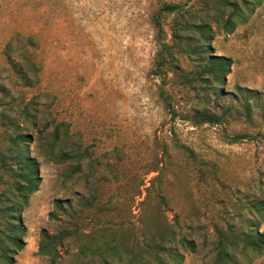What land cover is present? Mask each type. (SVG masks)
Instances as JSON below:
<instances>
[{
    "label": "rangeland",
    "instance_id": "obj_1",
    "mask_svg": "<svg viewBox=\"0 0 264 264\" xmlns=\"http://www.w3.org/2000/svg\"><path fill=\"white\" fill-rule=\"evenodd\" d=\"M162 1L180 4L184 20L215 32L210 54L231 61L216 91L199 79L202 67L187 52L177 54L168 78L154 74L153 19ZM221 1L0 0L1 68L11 36L37 35L39 84L26 89L6 73L7 85L39 112L37 129L27 126V133L48 135L65 122L69 150L86 152L66 179L76 160L56 164L39 143L29 144L40 186L20 218L25 247L15 264H141L156 255L166 264H264V250L239 251L223 263L216 247L217 230L238 232L254 221L264 233L253 209L264 203V0H228L244 12L231 34L222 26L234 7ZM162 17L171 43L179 15ZM183 74L195 81L181 84ZM202 111L228 114L196 125ZM57 200L71 203L68 213ZM68 225L73 234L57 260L39 254L42 231Z\"/></svg>",
    "mask_w": 264,
    "mask_h": 264
},
{
    "label": "trees",
    "instance_id": "obj_2",
    "mask_svg": "<svg viewBox=\"0 0 264 264\" xmlns=\"http://www.w3.org/2000/svg\"><path fill=\"white\" fill-rule=\"evenodd\" d=\"M221 2L224 6L231 5L228 0ZM242 2L247 6L248 0H242ZM233 7V12L222 26L227 34L233 33L237 24L244 19V12L240 13L241 9L237 5ZM181 9L180 4L162 1L161 8L153 19L159 45L154 74L163 80L168 78L169 72H175L178 69L175 66L177 54L187 52L189 58L196 61L199 68L202 67L198 74L199 79L204 80L207 86L216 91L218 86L225 83L230 74L231 61L226 57L210 54L211 49L208 44L212 42L215 32L207 23L195 24L184 20ZM164 13L179 15L172 30L171 43H166L164 39L162 17ZM37 48L36 34L24 35L18 32L9 38L1 52L6 67H0V225L2 226L0 229V264H15L17 253L24 249L23 235L26 229L20 218L29 206L30 197L40 186V165L38 160L32 157L29 144L39 143L47 159L56 164L76 160L74 167L65 170L66 179L71 178L77 170L81 169L82 161L86 156V152L80 147L69 150L71 149V137L65 122L55 125L48 135L42 132L33 137L27 133V126L37 129L40 122L39 112L32 105V101L28 103L25 101L23 91H14L7 85L6 73L8 68L23 88L29 89L38 85L42 65L34 53ZM182 78L181 84H191L195 81L185 74ZM14 92L17 94V99L14 97ZM217 95L221 93L217 92ZM164 99L168 101L167 96H164ZM227 114V112L221 115L209 111L197 112L194 115V123L196 125L218 124ZM55 206L64 213H68L71 203L57 200ZM253 209L263 221L264 203H255ZM72 216L70 215L71 218ZM72 234L69 225L53 234L46 230L42 231L39 254L50 256L53 261H56L59 256L57 248L62 246ZM217 234L216 247L220 262H232L239 251L244 255L248 251L260 254L264 250V233H260V224L254 221H250L246 229H240L238 232L228 227L225 232L217 230ZM187 244L191 247L193 245L192 242H187ZM158 248L163 249V244L158 245ZM108 249L109 254H114L113 246ZM176 255L177 253H173V256ZM141 264H166V262L156 255L154 262L141 261Z\"/></svg>",
    "mask_w": 264,
    "mask_h": 264
}]
</instances>
